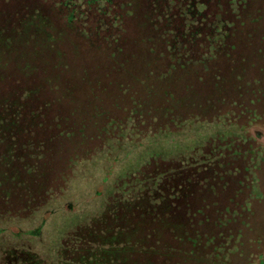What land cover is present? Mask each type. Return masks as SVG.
I'll use <instances>...</instances> for the list:
<instances>
[{
  "label": "trees",
  "instance_id": "16d2710c",
  "mask_svg": "<svg viewBox=\"0 0 264 264\" xmlns=\"http://www.w3.org/2000/svg\"><path fill=\"white\" fill-rule=\"evenodd\" d=\"M193 121L243 138L153 160L52 264H264V0H0V218L61 195L105 135Z\"/></svg>",
  "mask_w": 264,
  "mask_h": 264
},
{
  "label": "rangeland",
  "instance_id": "374dc122",
  "mask_svg": "<svg viewBox=\"0 0 264 264\" xmlns=\"http://www.w3.org/2000/svg\"><path fill=\"white\" fill-rule=\"evenodd\" d=\"M261 134L264 128L255 127ZM243 130L222 122H189L178 131L157 133L122 131L107 134L105 146L88 160L74 164L65 190L29 218H0V256L6 250H31L48 264L61 260L64 242L78 229L100 217L114 198H127L130 180L155 161H171L202 154L209 140L242 137Z\"/></svg>",
  "mask_w": 264,
  "mask_h": 264
}]
</instances>
